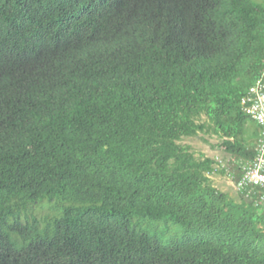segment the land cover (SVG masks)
<instances>
[{
  "label": "trees",
  "instance_id": "trees-1",
  "mask_svg": "<svg viewBox=\"0 0 264 264\" xmlns=\"http://www.w3.org/2000/svg\"><path fill=\"white\" fill-rule=\"evenodd\" d=\"M260 78L261 0H0V264H264V205L181 143L254 157Z\"/></svg>",
  "mask_w": 264,
  "mask_h": 264
},
{
  "label": "built area",
  "instance_id": "built-area-1",
  "mask_svg": "<svg viewBox=\"0 0 264 264\" xmlns=\"http://www.w3.org/2000/svg\"><path fill=\"white\" fill-rule=\"evenodd\" d=\"M242 104L244 110L261 126L255 155L252 158L238 160L236 168L229 167L234 160L231 156L226 160L228 162H224L219 156H216V159L219 165L226 167V174L234 180L238 191L247 197L256 195L255 200L264 205V85L262 78L250 86L247 94L242 98Z\"/></svg>",
  "mask_w": 264,
  "mask_h": 264
},
{
  "label": "rangeland",
  "instance_id": "rangeland-1",
  "mask_svg": "<svg viewBox=\"0 0 264 264\" xmlns=\"http://www.w3.org/2000/svg\"><path fill=\"white\" fill-rule=\"evenodd\" d=\"M264 1V0H261ZM251 127V126H250ZM252 130V128H251ZM218 141V138L216 136H210L208 134H204L200 132L197 136L193 137H186L184 138L181 143L184 144H190L192 149L195 151L196 154L199 153H205L208 156H219L224 162L228 160L229 155H226L221 150L214 148L212 144L216 143ZM230 157V156H229ZM228 162V161H226ZM230 165H233L230 163ZM231 167V166H229ZM211 179L213 184L219 188L223 192L229 193L231 196L235 197L237 200L240 199V196L238 194V191L235 186L234 180L232 178L228 177L227 174H211ZM48 209L47 208H37V211L39 214H44ZM171 223V231H165L164 236L162 235V238L164 241L170 240L173 238V232L174 230H177V225ZM154 226L159 227L158 229L160 231L165 230V224L163 221H159L158 223L154 224Z\"/></svg>",
  "mask_w": 264,
  "mask_h": 264
}]
</instances>
